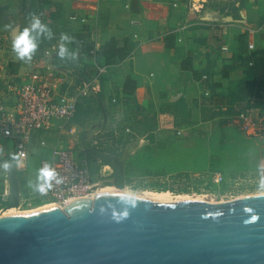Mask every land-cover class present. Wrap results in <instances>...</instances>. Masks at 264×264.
<instances>
[{"label":"crops","instance_id":"0c3cea01","mask_svg":"<svg viewBox=\"0 0 264 264\" xmlns=\"http://www.w3.org/2000/svg\"><path fill=\"white\" fill-rule=\"evenodd\" d=\"M194 1L198 5L193 6ZM27 8L24 0H0V13L5 14L0 26L7 19L6 30L2 29L6 38L15 23L10 14ZM40 8L53 17L61 15L66 28L61 32L72 38L55 40L56 57L62 42L76 54L63 57L66 67L93 71L95 59L87 50L90 43L97 45L96 61L107 66L102 92L95 95L104 110L112 102L125 101L149 106L179 100L192 105L206 97L248 102L264 84V0H47ZM76 13L87 16V23L73 20ZM75 81V76L68 77V83ZM93 95L85 94L79 106ZM246 110L254 115L255 108ZM79 114L64 131L57 123L39 133L29 151L48 147V156L41 159L51 158L52 148L66 146L73 128L83 122ZM40 139L47 145H40Z\"/></svg>","mask_w":264,"mask_h":264},{"label":"rangeland","instance_id":"374dc122","mask_svg":"<svg viewBox=\"0 0 264 264\" xmlns=\"http://www.w3.org/2000/svg\"><path fill=\"white\" fill-rule=\"evenodd\" d=\"M24 1L27 9L10 14V18L15 17V23L9 26L13 32L7 38L2 30H6L7 19L1 20L0 98L7 101L13 100L7 89L8 83L28 79L35 70L42 68L46 63L44 49L57 45L55 40L66 29L61 15L57 13L53 17L45 8H40L42 1L47 0ZM33 14L39 16L53 35L50 39L38 37V48L32 59L21 60L13 50L12 42L16 34L30 26ZM3 15L0 13V18ZM54 60L63 65V58ZM20 69L23 73L16 75ZM91 94L94 98L81 107L78 104L77 114L80 113L79 118L84 120L73 128L66 146L74 151L78 161L89 166L95 189L113 186L114 172L107 166L109 164L82 146L84 134L88 145L123 158L124 193L169 192L172 201L182 195L189 200L218 202L264 192V84H259L254 90L255 99L249 98L248 102L206 97L192 105L179 100L149 106L125 101L124 105L112 102L104 110L96 101V94ZM252 108H255L254 115L249 112L250 116L258 119L263 127L257 135L247 134L238 116L242 109L252 111ZM48 152V147L37 146L28 151L26 160L19 159L17 154L16 167L22 189L18 209L30 210L53 202L39 198L37 194V185L41 182L38 179L40 160L42 156H48ZM10 155L7 151L0 160L10 158ZM216 173L223 179L217 181ZM6 174V168L0 169V211L7 203L3 199L9 187Z\"/></svg>","mask_w":264,"mask_h":264},{"label":"water","instance_id":"95a60500","mask_svg":"<svg viewBox=\"0 0 264 264\" xmlns=\"http://www.w3.org/2000/svg\"><path fill=\"white\" fill-rule=\"evenodd\" d=\"M81 144L126 184L123 158ZM6 168L7 202L19 207L16 163ZM0 264H264V192L227 201H155L124 192L66 205L0 213Z\"/></svg>","mask_w":264,"mask_h":264},{"label":"built area","instance_id":"2783aa9c","mask_svg":"<svg viewBox=\"0 0 264 264\" xmlns=\"http://www.w3.org/2000/svg\"><path fill=\"white\" fill-rule=\"evenodd\" d=\"M196 5L198 3L194 1L193 6ZM72 19L82 24L88 21L87 16L78 13ZM80 42L87 43L85 39ZM56 47L54 45L46 50V63L28 79L21 83H8V90L13 95L12 103L0 98V157L10 151L16 152L19 159L26 160L29 148L39 133L51 129L56 121L60 130L64 131L74 119L80 99L87 93L101 92V77L107 72V66L96 61L97 45L87 50L95 59L93 71H77L60 65L54 60ZM72 75L76 81L68 83V77ZM204 77L207 78L206 75ZM238 114L242 129L247 134L257 135L263 129L261 122L250 116L248 110H241ZM39 143L47 145L46 139H40ZM46 167L54 170L55 176L50 188L43 193L37 191L39 198L60 202L62 207L73 198L89 196L95 189L89 166L78 161L68 146L55 145L52 157L40 161V168ZM214 178L220 181L223 176L216 173Z\"/></svg>","mask_w":264,"mask_h":264},{"label":"clouds","instance_id":"9594fccd","mask_svg":"<svg viewBox=\"0 0 264 264\" xmlns=\"http://www.w3.org/2000/svg\"><path fill=\"white\" fill-rule=\"evenodd\" d=\"M53 33L51 29L44 24L39 16L33 15L30 26L25 27L21 32L15 35L13 39V50L21 60H31L34 52L38 48V37L44 36L50 39ZM71 37L67 34H62L61 41L71 42ZM67 55L75 57V53H70L65 43L59 45L58 56L63 58ZM54 170L50 168H41L39 170L38 179L42 181L37 185V191L43 193L46 188H50L51 181L54 178ZM262 184H264V178H262Z\"/></svg>","mask_w":264,"mask_h":264},{"label":"bare ground","instance_id":"6f19581e","mask_svg":"<svg viewBox=\"0 0 264 264\" xmlns=\"http://www.w3.org/2000/svg\"><path fill=\"white\" fill-rule=\"evenodd\" d=\"M107 166H110V165H107ZM113 180H114V178H113ZM124 189L125 188H123V187H118L116 184H114L113 186H102L100 188L94 189V191L91 194H89V196H87V197L92 198L97 193H100V192H114V191H116V192H124ZM139 195L143 196L145 198H149L151 200H155V201H172L173 200L172 196H171V194L169 192H163V193H157V192L156 193H142V194H139ZM186 198H188V197H186ZM186 198L182 197V195H181V197H176L175 201H178V200H181V199L183 200V199H186ZM54 203L58 204V205H62V203H60V202H50V203H47L46 205H42V206H39V207H45L47 205H51V204H54ZM18 208L19 207H10V208H8L6 210L0 211V213L1 212L28 211V210H20ZM36 208H38V207H36ZM33 209H35V208H33ZM30 210H32V209H30Z\"/></svg>","mask_w":264,"mask_h":264},{"label":"trees","instance_id":"16d2710c","mask_svg":"<svg viewBox=\"0 0 264 264\" xmlns=\"http://www.w3.org/2000/svg\"><path fill=\"white\" fill-rule=\"evenodd\" d=\"M90 46H92L91 43H90ZM90 46H89V47H90ZM128 82H130V78H127V83H128ZM16 157H17V153H16V152H12L11 155H10V158H11L15 163H16ZM1 197H2V196H0V198H1Z\"/></svg>","mask_w":264,"mask_h":264}]
</instances>
